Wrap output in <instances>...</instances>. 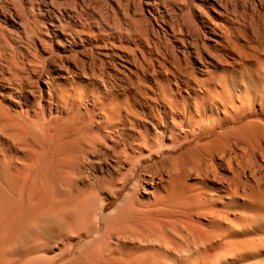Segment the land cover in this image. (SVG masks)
<instances>
[{
    "label": "bare ground",
    "instance_id": "6f19581e",
    "mask_svg": "<svg viewBox=\"0 0 264 264\" xmlns=\"http://www.w3.org/2000/svg\"><path fill=\"white\" fill-rule=\"evenodd\" d=\"M130 2L0 0V264H264V13Z\"/></svg>",
    "mask_w": 264,
    "mask_h": 264
},
{
    "label": "rangeland",
    "instance_id": "374dc122",
    "mask_svg": "<svg viewBox=\"0 0 264 264\" xmlns=\"http://www.w3.org/2000/svg\"><path fill=\"white\" fill-rule=\"evenodd\" d=\"M44 1V0H43ZM42 0H32V2H35V3H33V9H32V11L34 12V16H36V18H38L40 21H43V22H41V23H43L44 24V26L43 25H41V28H42V32L43 31H46V34H47V31L49 30V25H48V22L44 19V18H47V15L49 14V4H43L42 2H43ZM246 1V2H245ZM249 2V4H248V2ZM39 4H38V3ZM133 2H134V0H133ZM132 2V0H131V5H132V7H133V5H135L134 7H136L137 8V10L140 8L141 9V7L140 6H138L139 5V2H137V0H135V4H132L133 3ZM244 2L246 3V8L250 11V10H253L254 8H256V5H257V8L259 9H262V10H258L259 12L260 11H262L261 13L263 14L264 13V0H244ZM37 3V4H36ZM136 3H137V5H136ZM252 3H253V5H252ZM256 3V4H255ZM260 4V5H258V4ZM35 4V5H34ZM44 5V6H43ZM38 6V7H37ZM35 7V8H34ZM46 7H48V8H46ZM252 9H251V8ZM39 8V9H38ZM45 9V10H44ZM46 9H48V10H46ZM31 11V14L33 13ZM142 11H143V7H142ZM38 12V13H37ZM37 15H36V14ZM145 12H143V13H141L142 15L144 14ZM46 14V15H45ZM139 14V12H137V17L139 16L138 15ZM45 15V16H44ZM213 15H215L213 12H211L210 13V16H213ZM144 16H148L147 15V13H145L144 14ZM149 17V16H148ZM185 17H186V15H184V17H182L183 19H185ZM263 17H264V14H263ZM179 18L180 19H182L181 18V16L179 15ZM44 19V20H43ZM186 20V19H185ZM153 23V22H152ZM45 26L47 27L46 29H45ZM153 26H154V28H156L157 29V27H156V25L153 23ZM44 34H45V32H43ZM177 46V45H176ZM177 49V48H176ZM203 139V140H202ZM202 139H200V140H196V141H193V143H196V142H203V141H205L206 140V138H202ZM192 143V142H191ZM190 146V144L189 145H186L185 146V148H187V147H189ZM102 178H100V180H101ZM127 189H125L122 193L124 194V192L126 191ZM120 194L116 199H113L109 204H108V206H107V208L105 209V214L106 213H108L109 211H111V210H113V209H115V207L117 206V204L120 202V200H121V198H122V196H123V194Z\"/></svg>",
    "mask_w": 264,
    "mask_h": 264
}]
</instances>
